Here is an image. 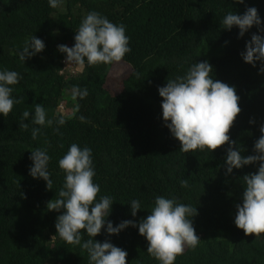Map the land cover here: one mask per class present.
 Returning <instances> with one entry per match:
<instances>
[{
	"label": "trees",
	"instance_id": "obj_1",
	"mask_svg": "<svg viewBox=\"0 0 264 264\" xmlns=\"http://www.w3.org/2000/svg\"><path fill=\"white\" fill-rule=\"evenodd\" d=\"M248 7L258 10L264 27V0H62L56 8L48 0H0V70L22 76L13 92L21 102L7 117L0 115V264H90L86 250L56 235L61 213L47 209L64 183L58 160L72 143L92 149L94 181L101 189L97 198H113L108 219L114 226L146 218L156 196L175 198L197 207L192 219L200 237L198 246L186 248L175 264H264V234L245 235L234 224L243 177L258 165L227 175V144L211 152L179 150L180 142L163 123L158 94L168 79L208 61L214 79L234 86L240 97L231 140L242 155L255 154L264 124V74H258L259 62L253 67L241 53L253 34L264 33L254 25L239 38L237 27L228 31L222 24L228 12L242 15ZM92 11L125 25L132 51L119 63L70 70L57 45L72 47L75 31ZM34 35L44 41L45 50L24 63L18 53ZM76 87L86 88L88 95L74 96ZM35 104H42L54 121L64 117L65 124L43 127L33 139L32 128L40 126L31 124V118L23 121L27 130L19 123L24 111L34 114ZM63 107L71 112L65 115ZM35 148H46L51 157V190L29 175ZM184 179L187 188L181 187ZM132 199L142 206L135 217ZM94 239L126 250L127 264H160L147 253L148 242L138 228L129 226L111 236L102 229Z\"/></svg>",
	"mask_w": 264,
	"mask_h": 264
},
{
	"label": "clouds",
	"instance_id": "obj_2",
	"mask_svg": "<svg viewBox=\"0 0 264 264\" xmlns=\"http://www.w3.org/2000/svg\"><path fill=\"white\" fill-rule=\"evenodd\" d=\"M235 2L243 4L244 0ZM48 3L50 7L56 8L62 0H48ZM222 24L223 29L228 31L237 27L239 38L254 25L264 33L261 17L255 7H248L242 15L236 11L228 12ZM75 33L72 47L57 45L58 51L66 54L65 62L70 70L85 64L95 66L119 63L132 51L126 26L111 22L96 11L84 17ZM45 47L42 39L31 36L18 53L19 59L25 63L26 59L42 53ZM241 57L253 67L259 62L258 74H264V35L253 34L246 42ZM20 79L22 76L16 71L0 70V115L4 117L12 112L14 105L21 102L13 96L14 86ZM158 94L162 98L163 123L171 136L180 142L179 150L185 153L195 150L211 152L227 144L224 161L227 175L232 174L234 169L258 165L255 173L243 177L242 203L235 206L234 224L245 235L255 234V238L260 237L264 234V124L260 126L261 135L254 144L255 154L242 155L243 150L236 146L228 134L241 112L240 97L234 86L214 79L213 66L206 60L191 64L184 75L168 79L165 86L158 87ZM73 95L83 99L88 95V90L76 87ZM29 118L31 124L40 126L32 128L33 139L38 137L43 127H50L54 123L63 126L66 122L62 116L55 121L49 118L42 104H35L34 114L29 111L22 113L20 127L27 130L29 124L23 121ZM81 121H84L83 117ZM249 123L255 121L250 120ZM55 131L59 132V127ZM29 159L32 161L29 175L44 180L47 189L51 190L53 181L48 169L51 157L47 149H32ZM58 166L64 173V183L58 197L47 203V209L61 213L55 221L56 235L68 244L86 250L90 264H127L126 250L109 240L100 242L94 239L101 234L102 229L111 236L119 235L129 226L138 228L139 234L148 242L147 253L160 264H175L176 258L183 255L186 248L195 249L198 246L200 237L196 234L192 219L198 214L197 207L180 203L175 198L156 196L154 206L146 218L138 223L123 220L114 226L108 219L112 213L113 198L108 195L97 198L101 189L94 181L96 171L92 149L72 143L58 160ZM181 187H189L186 179L181 181ZM129 205L131 215L135 217L141 210V202L132 199ZM85 234L90 237L86 241L83 240Z\"/></svg>",
	"mask_w": 264,
	"mask_h": 264
},
{
	"label": "rangeland",
	"instance_id": "obj_3",
	"mask_svg": "<svg viewBox=\"0 0 264 264\" xmlns=\"http://www.w3.org/2000/svg\"><path fill=\"white\" fill-rule=\"evenodd\" d=\"M78 67H79V66H78ZM114 68L119 69V68H121V65H116V66H114ZM60 111H63L65 115H66V114H69V113L71 112L69 109H66V110H65L64 107H63L62 109H60Z\"/></svg>",
	"mask_w": 264,
	"mask_h": 264
}]
</instances>
